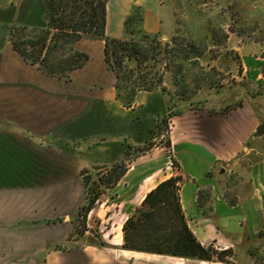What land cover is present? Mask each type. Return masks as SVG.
<instances>
[{
	"label": "crops",
	"instance_id": "crops-1",
	"mask_svg": "<svg viewBox=\"0 0 264 264\" xmlns=\"http://www.w3.org/2000/svg\"><path fill=\"white\" fill-rule=\"evenodd\" d=\"M136 12L141 17L136 23L147 34L169 28L173 19L165 0H108L105 34L127 37L125 20ZM44 24L42 0H0V55L12 51V87L29 86L27 71L24 77L19 73L20 64L39 70L12 47V25ZM89 41L99 44L101 54L96 58L85 46ZM103 45L102 39L77 41L76 47L88 52L89 58L71 72L69 80L60 78L63 84L79 88V99L102 104L110 120L105 122L109 127L106 131L83 132L79 135L82 140L73 144L81 146L87 141L83 146L93 152L89 159L92 167L111 164L124 151V142L137 136L129 126L137 133H145L171 105L164 136L168 140L167 156L175 166L164 169L167 156L153 162H128L116 184L106 189L87 213L86 229L71 236L84 192L50 191L47 187L46 191H34L31 184L0 187V264H264V158L256 143L264 132L255 133L264 122V58L238 51L236 83L201 86L185 100L170 98L157 88L139 91L131 106L125 107L115 98V76L104 61ZM60 92L64 99V89ZM24 97L30 101L28 96L15 92L12 101L21 103ZM33 100L41 105L48 104L49 98L35 96ZM43 109L40 107V112ZM12 119L20 121L22 127L19 133H13L24 132L23 136L44 150L48 160L56 159L57 164L66 144L78 138H68L63 132L62 150L56 149L38 137H49L57 131L31 128L34 126L28 120L36 118H30L28 113L14 110ZM40 123L44 125L46 121ZM175 175L181 178L179 201L192 233L204 245L230 248L232 256L207 260L121 248L122 224L127 216L157 183ZM65 180L61 173L60 185ZM76 182L82 184L80 177ZM89 219L96 227L89 224ZM250 248H255V253Z\"/></svg>",
	"mask_w": 264,
	"mask_h": 264
},
{
	"label": "rangeland",
	"instance_id": "rangeland-1",
	"mask_svg": "<svg viewBox=\"0 0 264 264\" xmlns=\"http://www.w3.org/2000/svg\"><path fill=\"white\" fill-rule=\"evenodd\" d=\"M165 2L173 19L169 28L156 33L157 40L159 39L162 45L166 42L167 47L172 49L182 46L191 50L189 60L183 62L185 66L182 74L177 73L174 67L176 64L161 58V55L158 56L161 60L156 63V69L161 74L162 81L156 88L159 86V91L171 94L173 99H178L176 93L189 98L197 87L236 83V75L240 69L238 51L264 56V0H165ZM9 34L11 40V31ZM85 46L95 58L101 54L98 42H85ZM20 67L22 72L19 73L23 74L22 77L24 71H27L30 79L28 88L12 87V51L0 55V187L12 185L26 187L31 184L34 191H46L47 187L50 191L64 189L68 192L83 193V182L81 185L76 182L77 177L82 180L80 172L85 170L88 180L93 181L97 175L96 171H101L98 168L101 165H96V168L89 165L93 152L87 146H83L87 141L82 142L81 146H75L73 143L77 144L78 140H82L79 135L83 132L106 131L109 127L105 126V122L110 121L106 110L100 103H89L87 99L76 97L80 90L74 84L68 82L63 84L62 79L49 76L34 67L31 70L22 67V64ZM61 89L65 91L64 99L61 97ZM15 92L17 95L28 96L30 101L27 102L24 97L21 103H15L12 101ZM35 96L39 98L47 96L48 104L40 105V102L33 100ZM40 107L44 108L43 112H40ZM14 110L21 114L28 113L30 118L35 117L34 121L29 119L28 123L37 131L55 130L67 134L68 138L78 136L77 141L71 140L69 141L71 144H66L64 156L58 164L56 159L50 161L44 150L22 135L24 132L21 135L13 133L22 130L20 121L12 119ZM131 111L133 110L130 109L129 113ZM42 121H46V124L41 125ZM129 128L137 136L133 141L124 142L122 148L125 149L128 144L132 145L129 148V157H132V160L153 162L165 159L168 155L165 128L150 140L148 131L137 133L136 128L133 129L132 126ZM256 143L260 145L263 154L261 158H264V136ZM159 146L162 148L159 149ZM144 147L148 148L142 152L141 148ZM174 166L175 162L170 157L166 158L164 169ZM61 173L66 177L63 186L58 182ZM253 173L255 174V168ZM89 224L96 227L91 219ZM94 235L98 237V233L95 232ZM250 251L255 253L256 249L250 248Z\"/></svg>",
	"mask_w": 264,
	"mask_h": 264
},
{
	"label": "trees",
	"instance_id": "trees-1",
	"mask_svg": "<svg viewBox=\"0 0 264 264\" xmlns=\"http://www.w3.org/2000/svg\"><path fill=\"white\" fill-rule=\"evenodd\" d=\"M42 1L44 25H12L10 31L14 50L43 73L69 80L71 72L84 65L89 58L86 51L76 47L77 41L81 38L102 39L104 61L115 76V98L125 107L131 106L139 91L154 90L161 83L162 76L156 69V63L161 58L176 64L174 67L181 74L185 66L183 62L189 60L191 50L186 49L187 47L172 49L167 47L166 42L162 45L156 34L142 32L136 23L141 19L138 12L125 20L128 36L117 38L105 34L108 0ZM159 55L161 58H158ZM176 96L180 100L188 98L180 93H176ZM170 109L171 105L157 117L155 125L148 130L149 140L160 133L161 129H167L168 118L172 114ZM226 109L227 107L222 111ZM263 132L264 122H261L255 133ZM131 146L126 145L113 163L98 167L101 171H96L93 181L88 180L85 170L80 172L84 199L78 207L70 236L80 234L86 229L85 218L89 210L100 195L106 189L112 188L124 174L127 163L132 160L129 157ZM147 148H141V151ZM180 180L179 175L170 176L145 194L140 205L135 207L122 224L121 248L207 260L213 257L225 260L227 256H232L230 248L218 249L212 243L204 245L192 233L179 201ZM199 195L200 193L198 197Z\"/></svg>",
	"mask_w": 264,
	"mask_h": 264
},
{
	"label": "water",
	"instance_id": "water-1",
	"mask_svg": "<svg viewBox=\"0 0 264 264\" xmlns=\"http://www.w3.org/2000/svg\"><path fill=\"white\" fill-rule=\"evenodd\" d=\"M159 86L157 87V89ZM42 142L49 144L50 146H53L56 149L62 148V133L58 132L56 134H53L49 137L46 136H39L38 137Z\"/></svg>",
	"mask_w": 264,
	"mask_h": 264
}]
</instances>
